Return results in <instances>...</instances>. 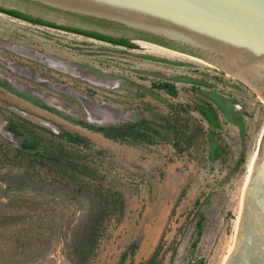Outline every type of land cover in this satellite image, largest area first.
Segmentation results:
<instances>
[{"label": "rangeland", "instance_id": "obj_1", "mask_svg": "<svg viewBox=\"0 0 264 264\" xmlns=\"http://www.w3.org/2000/svg\"><path fill=\"white\" fill-rule=\"evenodd\" d=\"M0 4L138 44L0 11V264H73L70 244L100 191L121 193L125 211L106 220L84 264H120L135 241L121 264H142L160 242L161 264H220L264 128L260 95L195 58L17 0ZM166 82L177 92L159 87ZM142 120L166 136L119 141L86 125ZM63 130L88 142L60 139ZM60 144L75 170L42 157ZM21 230L41 240L14 254Z\"/></svg>", "mask_w": 264, "mask_h": 264}, {"label": "water", "instance_id": "obj_2", "mask_svg": "<svg viewBox=\"0 0 264 264\" xmlns=\"http://www.w3.org/2000/svg\"><path fill=\"white\" fill-rule=\"evenodd\" d=\"M17 1L134 38L162 40L137 38L223 70L264 99V0ZM220 264H264V128Z\"/></svg>", "mask_w": 264, "mask_h": 264}, {"label": "trees", "instance_id": "obj_3", "mask_svg": "<svg viewBox=\"0 0 264 264\" xmlns=\"http://www.w3.org/2000/svg\"><path fill=\"white\" fill-rule=\"evenodd\" d=\"M0 11L22 19H26L28 21L85 34L101 40L109 41L114 44L125 45L127 47L138 46V44L133 41L132 38L127 36H115L98 30L85 29L74 25L57 23L40 16H34L33 14L18 8L6 7L5 5L0 4ZM159 87L165 88L172 93L177 92L176 87L171 83H162L159 84ZM86 125L90 129L104 134L106 137L119 141H154V139L157 137L166 136V133L162 129L156 128L147 120L108 125H93L86 123ZM59 137L60 139L66 140L71 144H86L88 142L86 137L75 134L68 130H63L60 132ZM24 145L31 148L35 147L32 143L28 142H26ZM61 145L62 144L58 145L57 147L50 146L54 148L47 147L44 149V152H42V157L61 164L69 170H75V167L78 165V163L70 158L69 152L64 147H61ZM99 196L100 202L98 206L79 224V229L70 244L71 252L73 254V264H84L92 256L100 238L104 234L105 222L109 217L118 213L119 216L117 217L118 219H121L124 215L126 202L124 196L121 193L115 192L108 194L100 191ZM199 234H201V229ZM16 238L19 242L16 244L15 242L11 243L12 247L10 249V251L14 254H27L32 252V250H30V241H32L31 238L41 240L40 235H38L37 232H32V230L23 231L17 234ZM42 243L44 242L41 241L39 245ZM137 248L138 242L136 241L128 245V247L122 253L120 264L127 259L129 253L133 254ZM161 249L162 243L160 242L150 257L142 264H161ZM3 251L4 248L0 247V255L3 253Z\"/></svg>", "mask_w": 264, "mask_h": 264}, {"label": "flooded vegetation", "instance_id": "obj_4", "mask_svg": "<svg viewBox=\"0 0 264 264\" xmlns=\"http://www.w3.org/2000/svg\"><path fill=\"white\" fill-rule=\"evenodd\" d=\"M93 30H96V29H93ZM108 34H110V33H108ZM112 35H114V34H112ZM115 36H117V35H115ZM121 36V35H120ZM137 38H145V39H151V40H159V39H156V38H153V37H150V36H145V35H137ZM159 41H162V40H159ZM165 43V42H164Z\"/></svg>", "mask_w": 264, "mask_h": 264}, {"label": "bare ground", "instance_id": "obj_5", "mask_svg": "<svg viewBox=\"0 0 264 264\" xmlns=\"http://www.w3.org/2000/svg\"><path fill=\"white\" fill-rule=\"evenodd\" d=\"M198 60V59H197ZM203 62V61H202ZM205 63V62H204ZM207 64V63H206ZM261 97V96H260ZM261 99L264 101V99L261 97ZM255 156V155H254ZM254 156H253V158H254ZM253 158H252V160H251V162H250V164H249V169H250V166H251V163H252V161H253ZM249 169H248V171H249ZM248 175V174H247ZM246 179H247V176H246ZM245 183H246V180H245ZM245 183H244V187H243V192H244V188H245ZM237 221V220H236Z\"/></svg>", "mask_w": 264, "mask_h": 264}]
</instances>
